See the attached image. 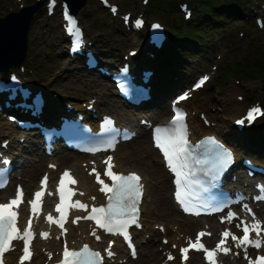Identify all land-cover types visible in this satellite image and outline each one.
<instances>
[{
    "label": "rangeland",
    "instance_id": "obj_1",
    "mask_svg": "<svg viewBox=\"0 0 264 264\" xmlns=\"http://www.w3.org/2000/svg\"><path fill=\"white\" fill-rule=\"evenodd\" d=\"M111 1L119 4L120 14L124 12H131L133 15L143 14L148 22L151 20H159L163 23L165 22V24H168L169 26L172 19L174 21L173 15L166 18L164 14L152 12V2L157 3L158 7L161 6L164 9L166 7L167 0H149L147 5L142 4V0ZM216 1L223 0H172L173 5L176 4L178 8L179 3L188 2L194 13L190 21L198 22L201 27L203 25H207V27L203 30L205 32L202 34L201 38L197 39L204 42V46L200 44V41L185 42L187 44H185V50L183 52H188L189 56L192 58H189L187 55L185 58L183 57L182 59H177V56L174 54V59H172L169 54H166L162 61V65L159 63L160 59L157 60L158 71L155 72L154 77L155 84H158L160 89L167 91L171 88V85L163 87V76L168 77L169 74H172L174 69L185 73V75H190L189 78L185 80L184 86L179 89L186 86L188 87L202 72H210L212 74V80L202 91L195 94L192 100L201 105V109L209 116L210 119L211 117H214V126H217L219 122H222V119L227 121L229 120V123L233 126V119L242 114L245 107L256 101L264 104V79L257 77L250 78L247 76H243L244 78H242L240 70L236 67V64L239 61L249 59L252 52L264 49V28L262 30L259 29L254 22L255 16L258 15L264 17V0H244V5L248 10L247 12H243L242 10L235 8L236 4L234 3V0H228L233 3V6L230 5L229 2L225 1V3L229 4L227 12H230L231 15H229L226 21L216 20L213 23L211 22V24H208L209 22L206 23L203 11L196 9L197 7L194 2H199L201 6L207 8L206 5L218 6ZM37 2L38 0H24V2L20 4L15 0H0V17L5 16L9 12L19 10L21 5L33 6ZM78 7L80 8L78 16L85 27L89 42L96 52H100V60L104 61H100L101 63H108L110 61H118L121 63L124 61L123 57L132 49L131 43L134 42L137 37L139 41L138 45H143L145 35L143 36L142 32H128V28L122 24L121 20L118 17L112 16L109 10L103 8L97 0H87L85 6L79 5ZM173 12L176 14L177 20L181 21L182 16L178 13L176 7H174ZM204 22L205 24H203ZM191 28V26L187 25L184 26L183 29L189 30ZM172 32L173 31L171 30V33ZM65 41V36L61 29L58 15L49 17L45 13L44 3L41 4L39 10L35 12L29 31L28 54L22 65L24 69L21 70L19 68H12L11 71L23 74L27 84H32V86L37 89H43L44 92L49 90L51 96H55L54 98L57 100V97H59L62 107H65L66 104H69L70 102H84L86 104L90 100L89 98H97L98 102L100 99L98 96L94 95V90L97 89H101L106 93L111 92L108 97L112 98L110 101L111 105L118 107V110L121 113L126 111L131 114L132 122L136 125L139 124L138 118L141 114H149L151 116V113H153L152 109L157 111L158 108L164 106V104L161 106H154L153 103H149L142 111L134 112L139 113V115L135 114V116H133L131 111L122 107L117 101L113 85L108 80L101 78L94 73L84 71L83 65H80L78 62L71 60L68 57L67 42ZM194 47L197 48L195 49ZM193 51L198 54H191ZM144 56H147V53L144 52L143 55L138 54L136 61L144 59ZM214 66L218 67L217 71H215L216 68L213 69ZM161 67H163L164 73H162L163 71L161 70ZM229 68H232V71L227 77L226 73ZM234 74H238L239 76ZM68 78L71 80L69 84L77 86V89L65 87V83ZM104 85H107L109 90L105 89ZM179 89H176V91ZM66 94L72 96H66ZM73 95L78 97L81 96V98L76 99ZM239 96L243 97V100H239ZM104 97L107 98V95ZM169 99L170 98L167 97V103L165 104V107L167 108ZM53 105L57 104L53 103ZM155 105H159V102ZM100 107L101 110L105 109L104 106ZM98 111L102 112L100 110ZM113 114L116 115L117 113ZM167 115L169 114H166L164 118L167 117ZM157 116L158 114L155 115V118ZM7 118L6 114H2V112H0V130L4 127L14 129V126L9 123ZM151 119H153L154 122L156 121L152 116ZM257 123L258 124L255 125L252 130L253 132L257 127L264 126V118L259 120ZM3 138L5 140L7 137L1 135L0 140H3ZM21 138H23V136H19L17 144H19L18 141L20 142ZM258 140L260 145H252V140H249L247 143L242 141V145H244L249 152L256 153L257 159L264 164V139ZM17 144H12L13 148L17 147ZM138 144H140L138 143V138L137 141L134 139L132 142L122 145L120 151L129 147L133 148V146L137 147ZM22 145L27 146L28 143L24 142ZM41 147L42 145L39 146V151L36 150V152H27L28 154H26V159L30 161L31 164H37L40 159H43ZM143 148L144 150L140 151L142 157H144L143 160H145V162L152 167L151 175L153 179H151V187L157 183L158 188L155 190L160 194H166L163 205L170 207V209L172 208L178 218V221L190 220L195 224H202L203 221L201 220H191L181 216L179 211L175 208V205L171 200V185L168 175L165 172L156 151L150 146L149 132L145 136V144ZM140 152L138 151L137 154L140 155ZM153 160L157 161V164H154ZM44 162H46V160H44ZM30 168L31 166L28 165V167H26L22 173L16 177H20L22 180L26 171H31ZM41 172L42 170L39 173ZM153 198L152 193L147 195L146 203L150 210L151 207L155 205ZM154 211H156V213H154ZM154 211L151 210L149 212H143L145 230L137 233V238H139V247L141 250H145L146 247L153 245L156 251V249H159L161 244L157 226L162 223L166 226L167 221L160 218L157 210ZM177 226H174L171 231L173 235L175 234L174 231L177 229ZM148 230H152L153 233L150 235V238L147 239L148 234L145 233L149 232ZM193 230L194 229L191 230L192 233ZM146 240H148V242L144 243ZM149 248L152 251V248ZM157 253L159 256V250ZM158 259L159 258L154 261H157ZM120 260L123 263L125 260L124 255L121 256ZM147 261L148 258L144 257L126 264H146ZM150 261H152L151 258Z\"/></svg>",
    "mask_w": 264,
    "mask_h": 264
},
{
    "label": "snow or ice",
    "instance_id": "obj_2",
    "mask_svg": "<svg viewBox=\"0 0 264 264\" xmlns=\"http://www.w3.org/2000/svg\"><path fill=\"white\" fill-rule=\"evenodd\" d=\"M115 11V9H113ZM71 27L68 31L74 33L77 37L75 41V46L78 48L80 46V32L76 28V22L71 16L68 17ZM142 23V22H138ZM156 27H159L158 25ZM15 79V77H13ZM207 80V77L204 78ZM199 86V85H198ZM259 112L261 115H264V112H261L260 109H254L250 112L248 119H255V114ZM109 124L111 122H108ZM238 123H243L239 121ZM155 145L162 151L167 165L170 170L176 175V185L177 200L185 205V210H189L191 205V199L189 197L195 196L193 192L194 185L201 183L199 179H193L197 171L199 172H208L209 169L206 168H196L194 165H205L209 161L207 159H199L193 155V146L189 144L187 139V127L184 124V114L177 112L171 124L166 127L155 129L154 134ZM196 148H206V151L211 152L214 149L216 150V156L212 163V169L215 170V173L218 175L226 166L231 162L232 155L229 151L223 148L217 141L213 138H209L205 141H202L199 145L195 146ZM101 149H94V151H99ZM111 157L108 158V168L105 172V175L109 177L112 181L111 185L105 183L103 179L100 178V174H96L97 183L101 185L100 191L108 195V204L106 207H92L91 214L86 218L89 220H94L96 224L104 229L108 233H122L126 238H128L127 229L131 224L137 223V217L139 214V202L141 199L143 186L140 184V177L136 174L123 175L118 174L112 170L113 165L110 163ZM47 178L45 177V183ZM74 185L77 181L71 176L67 171L63 173V176L60 180V204L57 205V212H60L61 221H54L58 223L61 228H64L62 222L64 216L67 215V208L72 205L68 204V199L74 194L71 188H68L66 191L65 184ZM262 192H264V187H262ZM22 196V192L20 193ZM44 192L35 193V200L31 202L32 210L35 212L40 205L41 197H43ZM93 199H95L93 197ZM258 199H264V195L258 197ZM21 201L19 199H12L10 203L0 204V264H3L2 257L6 251L10 250L11 244L14 240H24L25 247L23 249L24 255L21 258V264H24V261L31 258V252L29 250L28 244H30L33 237L31 221H29L28 229L21 234L20 230L17 227L18 222V211L17 208ZM76 206L80 209H87V205L76 202ZM234 218V214L229 215V219ZM49 221H53L51 215L47 217ZM78 220L80 218H77ZM239 227V225H238ZM255 229L259 231V223L252 225L251 229L249 226L243 228L244 236L243 238L235 237L232 238L238 241L239 245L251 244L255 248L259 249L262 247V243L259 240H250V230ZM47 236V233L44 234ZM95 235V233H93ZM200 236H204L205 233H200ZM230 232L225 231L223 233L224 240H221L220 246H223L225 240L230 236ZM99 239V236L96 237ZM218 246V247H220ZM192 248L197 250H203L207 259L210 261V264H214V256L216 253L210 251L205 246L199 242V240L191 245ZM224 252H228L227 248L223 249ZM185 253V259H187L188 248L182 250ZM111 256L112 253L109 252ZM133 255L135 252L133 250ZM64 259L62 264H103V259L99 252H94L89 249L87 245L83 247L80 251H70L65 247ZM172 258L171 256L169 257ZM254 264H264V256L258 257Z\"/></svg>",
    "mask_w": 264,
    "mask_h": 264
},
{
    "label": "bare ground",
    "instance_id": "obj_3",
    "mask_svg": "<svg viewBox=\"0 0 264 264\" xmlns=\"http://www.w3.org/2000/svg\"><path fill=\"white\" fill-rule=\"evenodd\" d=\"M22 2H24V0ZM138 42H139L138 38L135 39L134 42L131 43V47L134 50L136 49L138 51V54L143 55V53L147 49L146 45H142V44L138 45ZM131 57L133 58L134 56H131ZM136 58L137 57H135V59H132L134 61L133 62V70L135 72H137L141 68V66L144 68L149 67V68L153 69L154 73L156 71H158L156 59H153V58L149 57L148 55L144 56V59L139 60V61H136ZM189 76L190 75H188V74L185 75V73H182L181 71H179L177 69H174L172 71V74H169V76L165 79V86L171 85L170 86L171 88L168 89L167 91L160 89L158 87V84H155V77L152 79V82L149 83L151 86L152 94H153L152 103L154 106H161L164 104V106L158 108L157 111H155V109H152L153 113H151V116L155 120H162V118L165 119L164 116L166 114H168V112H169V109L167 107H165V104L167 103V97L170 98L172 96V94L177 92L176 89H179L180 87L184 86L185 80L188 79ZM69 82H71L70 78H68L67 82L65 83V87L70 88V89H77L78 88L75 85H70ZM80 87H82V86H80ZM104 88L109 90L107 85H104ZM200 91H198V92H200ZM198 92H196L195 94H197ZM45 93H46V97L48 100L47 106L50 107L53 105V103L57 104L56 111L54 112L55 117H58V116H61V115L68 113L65 110V108L62 107V105L60 103L61 100L59 99V97L56 96L59 100L58 101L57 99L54 98L55 96L54 97L51 96V94L49 93V90H46ZM110 94H111V92L106 93V92L102 91L101 89L94 90V95L98 96V98L100 99V100H98V102L96 101L94 103V105H93L94 111L98 112V110H100L106 114H112V115H113V113H117L118 115L116 114V117L119 119V121L122 124H130L132 126H139V125H134V123L132 122L131 114L127 113L126 111L121 113V112H119L118 107L111 105L110 101L112 100V98H108L110 96ZM105 95H107V98L104 97ZM66 96H72V95L66 94ZM74 97L76 99L81 98V96L80 97L74 96ZM89 99H91V98H89ZM157 102H159V105H155ZM89 103L90 102H87L86 104H89ZM70 104L74 105V111L81 110L82 106L84 105L82 102H70ZM97 104H98V106H97ZM184 105L190 110V126H191V129L193 131V135L196 138L200 137L201 135L210 134V133L220 134L230 144H232L233 147H235L238 159H240L243 155H247V156L252 157L257 162L263 164V162H261L257 159L256 153L249 152V150H247V148L245 149L241 146L243 144L242 143L243 133H237V132L233 131V126L229 123V120L227 121V120L222 119L221 120L222 122H219L217 126L207 127L203 124L202 121H200V119L198 117V114L200 112H203V110L201 109V105L198 102H195L192 99H188L184 103ZM100 106H104L105 109L101 110ZM11 111H12V108H3V110H2V112L6 113V114H8ZM106 111H109V112H106ZM71 113H69V114H71ZM193 113H195L196 116H194ZM157 114H158V116L155 118V115H157ZM144 115H146V117H148V119L151 120V116L149 114H142L140 117L143 118ZM133 116H135V113L133 114ZM140 117L138 118L139 121L141 120ZM239 117H240V115L238 116V118ZM207 118L210 119L208 115H207ZM235 119H237V118H234L233 121ZM211 121L212 122L215 121L214 117L213 118L211 117ZM12 125L14 126V128L17 127L15 124H12ZM34 132L37 133L38 131H34ZM146 134H147V132H146L145 127L139 126V136L137 138H138V143H140V144H138L137 147L133 146V148L129 147L127 149H122L121 151H120L121 147L117 148L115 155H114L115 161L117 163V170L124 171V172L140 171L143 174V180L145 182L146 195L142 201V213L143 212H149L151 210L152 211L157 210L160 218L167 221V224H166L167 234L162 235V236L169 235L170 240L172 241L171 243H176L177 242L176 235L178 236V234L180 235V233H182V232L191 231L193 228L197 229L199 227H202V225H200L199 223L195 224L194 222H191L190 220L178 221V218H177L176 214L173 212L172 208L170 209V207H166L163 205V201L165 199L166 194H160L159 192H157L155 190L158 188L157 183L154 184V186H152L154 188L151 187V179H153L152 175H151L152 167L147 162H145V160H143L144 157H142V154L140 152V151L144 150L143 147L145 144ZM1 135L10 139V142L12 144H14V145L17 144V140H18L19 136H18V133L15 132L14 129L4 127L2 130H0V136ZM258 139H264V131L258 130L257 132H255L252 135V141H251L252 145H260V142ZM3 140H4V138H3ZM135 140L137 141V139H135ZM11 143H10L9 148L7 150L8 154H11L13 152V150L17 149L18 147H19V149L22 148V151H24V152H29V151L36 152L34 147H36V146L38 147V142H36L32 145L28 144L27 146H21L20 144H17L18 146L14 147V148H13V145ZM136 148H138L139 150ZM138 151L140 152V155L137 154ZM59 154H61V155L56 154V155H54V157L50 158L49 160L57 161L60 164L61 168H63V167L73 168L74 171L76 172V174L80 178L81 187L84 190L89 189L91 191V193H89V194H92V192H95V186L92 183V179L90 178V176L87 175V173L81 167V165H80L81 160H77L80 158V155L75 154V153H65V152L59 153ZM81 157H83V156H81ZM22 158H23L22 156H18L17 162ZM44 158H46V157L44 156ZM44 158L40 159L37 164H31V162L28 160H22V164L20 166L21 168L25 169L26 167H28V165L31 166V168H30L31 171H26V173L24 174V177L22 179L23 184H24L27 191H30V189L33 187V184H34L36 178L38 177L40 170H42V168H43V170L46 169L47 163L44 162ZM65 158H71V160L66 161ZM150 158H151V156H150ZM153 162H154V164H157V161L153 160ZM245 180L246 179L238 180L237 186H239V185L243 186L244 185L243 183ZM251 180L252 179H248L249 183H251ZM6 191L0 192V195L2 193H5ZM149 193L153 194V197H154L153 200H154V204H155L153 207H151V210L149 209V206L146 203L147 202V195ZM89 194H88V196H89ZM154 213H156V211H154ZM259 215L264 218V209L259 211ZM186 218L187 219H193L191 217H186ZM175 225H178V226H177L175 234L173 235L171 233V231ZM79 239H81V241L90 240L88 237V228L86 227V224H81L77 228H73L72 235L69 238V241L71 243L72 242L78 243ZM106 242L107 241H105L104 244H101V247H106ZM42 246H45V247H47L49 249H53V250L60 248V244H57L55 240H52L49 243H43ZM42 246L41 245L38 246V249L36 250V257L31 262V264H43V262L46 260V256L41 251ZM149 247L152 248V251L146 252L147 248H149ZM114 249L117 253H119V254L122 253L123 250H122V244L120 243V241H117ZM157 252H158V250L156 249V251H155L154 246L151 245V246L146 247L145 250L140 251L139 257H141V256L142 257H148V258L153 257L152 259H156L158 256ZM16 256H17V253H10L7 256V264H9L13 260V258H16ZM195 256L196 255H193V257H195ZM193 257L191 259L192 261L189 260V263L191 261V264H193V263L194 264H200L199 261L197 263V259H193ZM235 261H236V264H243L242 261L239 262L237 259H235ZM235 261H228L226 264H235ZM114 264H117V263H114Z\"/></svg>",
    "mask_w": 264,
    "mask_h": 264
},
{
    "label": "trees",
    "instance_id": "obj_4",
    "mask_svg": "<svg viewBox=\"0 0 264 264\" xmlns=\"http://www.w3.org/2000/svg\"><path fill=\"white\" fill-rule=\"evenodd\" d=\"M168 1V0H167ZM166 1V7L163 9L161 6H157V3L154 2L152 12L157 14H164L166 18L168 16L170 17L173 15L175 18L176 14H174L173 10L175 5H173L172 0ZM197 1V0H196ZM196 3V2H195ZM219 8H211L210 6L206 5L207 11L209 13V17H215L219 19H225L227 17V13L225 11V2L218 1ZM234 3L236 4V7L239 9H243L244 11H247L246 6L244 5V0H234ZM199 2L196 3V5L201 8V5H198ZM204 8V7H203ZM165 12V13H163ZM173 22V20H172ZM174 24V23H173ZM184 23L179 22L178 24H174L172 30L175 33L176 36H174L173 41H170L167 47L170 48V51H174L177 49L176 54H182L184 49L180 48L177 43H182L183 39H191L193 41L194 38H197V35L199 34V30L196 28H191L189 30H184ZM175 54V52H174ZM237 69L240 70V75L242 76H249V77H263L264 76V53L262 51H256L252 53V56L247 60H241L237 64ZM228 71H231L230 69Z\"/></svg>",
    "mask_w": 264,
    "mask_h": 264
},
{
    "label": "water",
    "instance_id": "obj_5",
    "mask_svg": "<svg viewBox=\"0 0 264 264\" xmlns=\"http://www.w3.org/2000/svg\"><path fill=\"white\" fill-rule=\"evenodd\" d=\"M67 1L70 3L72 11L77 13L79 8L73 4L75 3L74 0ZM80 1L86 2V0ZM25 9L19 13H10L5 18L0 19V65H20L24 61L28 31L35 11L34 8Z\"/></svg>",
    "mask_w": 264,
    "mask_h": 264
}]
</instances>
